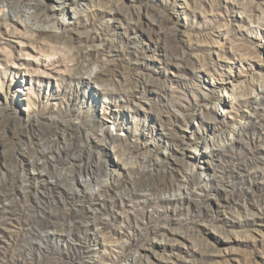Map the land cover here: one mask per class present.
<instances>
[{
    "label": "rangeland",
    "instance_id": "1",
    "mask_svg": "<svg viewBox=\"0 0 264 264\" xmlns=\"http://www.w3.org/2000/svg\"><path fill=\"white\" fill-rule=\"evenodd\" d=\"M28 1L0 16V264H264V0Z\"/></svg>",
    "mask_w": 264,
    "mask_h": 264
},
{
    "label": "bare ground",
    "instance_id": "2",
    "mask_svg": "<svg viewBox=\"0 0 264 264\" xmlns=\"http://www.w3.org/2000/svg\"><path fill=\"white\" fill-rule=\"evenodd\" d=\"M55 2H59L58 0H55ZM36 5L38 3L34 2V1H28V0H0V11L1 14V18L3 19H12L15 20L17 22H19L22 26H26V25H30L31 24V20L30 17H27L25 14L29 12L28 10V6L29 5ZM7 7V10H4L3 8ZM60 8L62 7L61 4H56L53 5L52 7H50V10H54L56 8ZM19 12H22L24 14V16H26L24 19H22L19 15ZM29 16V14H28ZM50 17V16H49ZM63 20H65L63 18ZM64 22V21H61ZM33 25V24H31ZM36 27V26H35ZM42 29H45V27H40ZM96 138V137H95ZM106 145V144H105ZM48 152V151H47ZM60 152V151H59ZM56 156V155H55ZM65 156V155H64ZM46 158V157H45ZM52 158V157H51ZM64 158V157H63ZM75 158H77L75 155L71 154L67 157V159L69 161V163H74V161L76 160ZM44 160V159H43ZM64 161V160H63ZM38 163V162H37ZM41 163V162H40ZM38 164L36 167H34L33 169H31V171H29L33 177L35 179H41L44 181V183L46 184H51V185H57L58 182L56 180L52 179V175L51 172L44 167L42 164ZM51 167V166H50ZM116 169V168H115ZM28 172V171H27ZM29 175V174H28ZM70 175V174H69ZM30 177V176H29ZM85 179V178H84ZM83 178H80V182L81 184H85L86 181ZM74 182V181H73ZM73 184V183H72ZM76 185V184H75ZM85 187V186H84ZM79 188V187H78ZM74 190V189H73ZM85 191V190H84ZM73 193V192H72Z\"/></svg>",
    "mask_w": 264,
    "mask_h": 264
}]
</instances>
